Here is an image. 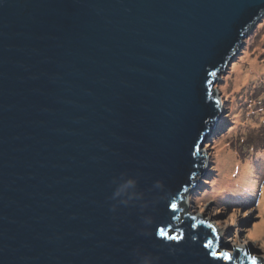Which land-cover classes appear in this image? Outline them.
Returning a JSON list of instances; mask_svg holds the SVG:
<instances>
[{
  "label": "water",
  "instance_id": "water-1",
  "mask_svg": "<svg viewBox=\"0 0 264 264\" xmlns=\"http://www.w3.org/2000/svg\"><path fill=\"white\" fill-rule=\"evenodd\" d=\"M263 16L264 0H0V264H250L238 245L206 255L222 232L187 197L223 109L211 86Z\"/></svg>",
  "mask_w": 264,
  "mask_h": 264
},
{
  "label": "rangeland",
  "instance_id": "rangeland-1",
  "mask_svg": "<svg viewBox=\"0 0 264 264\" xmlns=\"http://www.w3.org/2000/svg\"><path fill=\"white\" fill-rule=\"evenodd\" d=\"M240 45L237 56L213 85L221 94L223 109L214 131L212 130L213 133L211 132L200 147L206 148L209 163L205 169V179L203 178L199 186L188 194L187 209L221 230L218 252L224 251L232 256L238 245L250 254L261 255L264 260V235L250 237L256 223L259 220L264 221V214H260L257 207L250 205L243 209L239 206L231 207L234 201L222 202L221 205V202L218 204L212 198H199L201 193L210 190L214 182L220 184V181H217L219 171L215 158L216 147L219 145L232 149L241 162L250 161V164L254 165L252 169L255 174L252 180L256 189L252 194H257L264 183V70L258 75L251 73L246 85L240 90H234L232 86L235 78L234 66H240L248 58L257 57V62L264 69V16L251 28Z\"/></svg>",
  "mask_w": 264,
  "mask_h": 264
},
{
  "label": "bare ground",
  "instance_id": "bare-ground-1",
  "mask_svg": "<svg viewBox=\"0 0 264 264\" xmlns=\"http://www.w3.org/2000/svg\"><path fill=\"white\" fill-rule=\"evenodd\" d=\"M243 60H245V58ZM257 60V57L248 58L247 61L245 63H242L240 66H234L233 73L235 74V78H233L232 85L234 90H240L241 88H243V86L246 85L245 83L249 79V75L251 73H256L258 75L262 70H264L261 64L257 62ZM226 87L223 89L224 91ZM212 130L210 131V135ZM215 158L218 167L217 171H219L217 181H220V184L217 185L214 182V185H211L210 190L201 193L199 198H202V200L212 198L218 204L219 202H221V205H223L222 202L234 201L238 203L240 200L245 199L250 194V190L253 189L255 185V182L252 180L254 179L253 175L255 174L252 169L254 165L250 164V161L241 162L232 149H228L227 147H221V145L216 147ZM203 178L205 179V177L201 175V179L195 184L192 190L199 186V182L202 181ZM192 190L189 192V194L192 193ZM256 197L259 199L257 201V203L259 204L258 212L260 214H264V185L262 190L259 192V195ZM263 235L264 221H260L256 223L255 229L252 231L250 237L257 238Z\"/></svg>",
  "mask_w": 264,
  "mask_h": 264
},
{
  "label": "clouds",
  "instance_id": "clouds-1",
  "mask_svg": "<svg viewBox=\"0 0 264 264\" xmlns=\"http://www.w3.org/2000/svg\"><path fill=\"white\" fill-rule=\"evenodd\" d=\"M236 56H237V54H236ZM232 61H233V59H232ZM225 70L223 72H225ZM220 74H222V73L220 72ZM218 77L219 76L216 77L217 80H218ZM217 80H216V82H217ZM211 87H213V86H211ZM154 186H155V188L161 190L162 193L165 190V186H164L162 181H159V180L155 181ZM139 195L140 194L137 192V181L133 178H129L117 186L116 190L113 193V199L118 200V202L121 204L127 205L130 201H132L134 199H138ZM111 210L112 211L116 210L115 204L111 207ZM153 222H154V218L151 216L144 218V223L149 225V226ZM142 234L150 235L151 233H150V231H148L147 233H142ZM175 251L176 250L174 248H170L169 254L170 255L175 254ZM136 260H137V264H158L159 257L154 255L151 252H146V253L139 254L137 256Z\"/></svg>",
  "mask_w": 264,
  "mask_h": 264
},
{
  "label": "snow or ice",
  "instance_id": "snow-or-ice-1",
  "mask_svg": "<svg viewBox=\"0 0 264 264\" xmlns=\"http://www.w3.org/2000/svg\"><path fill=\"white\" fill-rule=\"evenodd\" d=\"M171 208L173 210V212H175L178 208V206L176 204H172ZM201 223H204L203 221H201ZM208 227L211 229L213 228V226L211 224L208 225ZM156 235H158L159 237H161L162 239H167V240H178L181 239L180 235H172L170 234V232L167 230V227H160L157 231H156ZM212 240H208L207 244L205 245V247L207 248H211L212 245ZM211 255L212 257L216 258V261L218 262L219 259H224V260H228L231 261L233 259V256H231L230 254L224 252V251H211L210 253H206V255ZM244 256L250 261V264H258V259L255 256H251L248 252L244 253Z\"/></svg>",
  "mask_w": 264,
  "mask_h": 264
},
{
  "label": "trees",
  "instance_id": "trees-1",
  "mask_svg": "<svg viewBox=\"0 0 264 264\" xmlns=\"http://www.w3.org/2000/svg\"><path fill=\"white\" fill-rule=\"evenodd\" d=\"M219 74H220V73H218V75H219ZM218 75H217V76H218ZM205 175H206V174H205Z\"/></svg>",
  "mask_w": 264,
  "mask_h": 264
}]
</instances>
